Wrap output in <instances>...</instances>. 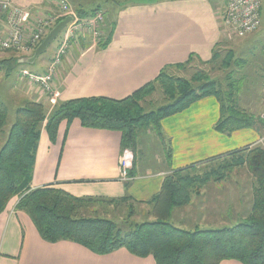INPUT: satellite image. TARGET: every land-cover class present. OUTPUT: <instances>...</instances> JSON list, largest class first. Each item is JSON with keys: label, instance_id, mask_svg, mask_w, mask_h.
Returning a JSON list of instances; mask_svg holds the SVG:
<instances>
[{"label": "crops", "instance_id": "0c3cea01", "mask_svg": "<svg viewBox=\"0 0 264 264\" xmlns=\"http://www.w3.org/2000/svg\"><path fill=\"white\" fill-rule=\"evenodd\" d=\"M60 1L12 0L27 13L25 34L31 31L37 20L58 13ZM63 1L74 12L86 7L88 10L83 12L101 10L98 9L101 7L99 0H92L88 5L83 3L84 0ZM118 8L105 49H97L85 38L71 43L56 72L55 104L47 103L36 89L25 86L21 93L27 100L24 102L40 103L50 111L57 103L78 99L124 100L154 82L161 72H170L187 64L190 59L192 61L188 64L208 62L213 51L220 46L222 32L218 13L209 0H145ZM57 46L58 42L55 50ZM9 54L0 50V62L10 60ZM20 59L13 53V66L18 69L21 68ZM51 60L47 61L45 70ZM217 105L214 98H203L161 120L160 135L158 138L155 136V142L170 153V160L165 156L166 162L158 160L165 168L154 169L153 161L157 157L153 154L148 158L152 165L140 167L132 152L134 160L130 172L133 175L129 176L128 182L119 180V158L123 151L120 132L83 128L79 120L74 119L70 123L60 122L54 141H51L42 128L30 188L51 187L75 198L111 200L127 197L133 203L150 206L148 203L160 192L164 178L174 171L260 140L252 129L235 131L230 135L216 132L214 125L219 119ZM11 125H6L8 130ZM3 133L0 132V149ZM140 137L137 135V152L142 150ZM156 151L163 159L162 149ZM193 199L191 197L181 209L184 210ZM17 202V197L12 198L0 215V264H155L151 257L137 258L125 249L98 256L69 241L46 243L39 237L29 217L16 210ZM205 207L209 213V205ZM200 212L205 214L201 208ZM216 220L219 221V216ZM206 229L218 228L205 225L201 230ZM220 264L240 263L227 260Z\"/></svg>", "mask_w": 264, "mask_h": 264}, {"label": "trees", "instance_id": "16d2710c", "mask_svg": "<svg viewBox=\"0 0 264 264\" xmlns=\"http://www.w3.org/2000/svg\"><path fill=\"white\" fill-rule=\"evenodd\" d=\"M96 11L78 10L75 14L78 18H87ZM112 29L113 26L106 30L103 28V39L98 42L97 49L107 47ZM218 55L219 52L215 50L208 62L200 63L210 64ZM232 60V52H228L224 60L225 68L230 66ZM190 61L192 59L177 69L188 65ZM10 66L13 70L18 69L13 66L12 59L0 62V69L7 76L12 71ZM21 72L18 74L19 79ZM165 74L161 72L154 82L120 101L78 99L57 103L50 111L40 103L29 101L17 108L14 122L0 149V215L8 202L17 197L16 210L29 217L44 242L54 244L69 241L98 256L125 249L137 258L151 257L155 264H220L227 260L240 264H264V148L259 146L233 151L228 154L232 157L227 161L224 159L228 156L226 154L174 171L164 178L160 192L148 203L153 221L132 224L125 229L105 218L86 216L85 209L93 204L116 207L133 203L127 197L111 200L75 198L51 187L31 190L40 131L43 128L49 139L54 141L57 127L62 121L70 123L78 119L83 128L120 132L121 150L130 149L134 153L137 129L152 122L156 134L160 135L161 120L181 112L196 101L213 97L219 104V119L214 125L216 132L230 135L235 131L254 128L256 117L235 108L234 95L241 90L239 82L242 79L236 83L229 82L232 81V75L225 78L227 85L223 93L215 91L216 83H207L199 90V94L192 90V95L188 96L183 90V95L178 96L173 103L149 116H142L135 99H139L153 83L164 79ZM7 114V107L0 98L1 132ZM167 160H170L169 152ZM213 162H219V165L202 175H190L196 172L198 166H209ZM243 167L251 177V205L244 218L226 221L225 226L219 229L195 228L186 231L172 225L170 220L173 211L190 202L197 186H203L211 179L214 182L223 181L232 169ZM132 175L129 172V176Z\"/></svg>", "mask_w": 264, "mask_h": 264}, {"label": "rangeland", "instance_id": "374dc122", "mask_svg": "<svg viewBox=\"0 0 264 264\" xmlns=\"http://www.w3.org/2000/svg\"><path fill=\"white\" fill-rule=\"evenodd\" d=\"M90 1L92 0H84L83 3L88 5L90 4ZM138 1L142 2L145 0H99L98 5L101 7L98 9H101L104 13L102 14L103 23L100 40L103 39L102 36L104 35V30L111 27L116 12L119 10L118 6H124ZM209 1L215 6L221 26L220 18L226 9L225 7L229 0ZM94 7L95 6L92 8ZM85 10H88V8L86 7V9H82L81 11ZM221 32V43L217 49L219 55L214 61L210 64H201L200 62L193 61L184 67L166 72L164 76L165 78L153 83L151 87L142 93L139 99H135V103L137 107L140 108L142 116H149L160 108L173 103V101L178 96H182L184 92H187L188 96L192 95V92H190L192 90L195 94H199V90L207 83H216L215 91L223 93V90L227 85L225 78L227 75H232V81L229 82L236 83L242 79V81L239 82L241 90L234 95L235 108L240 112L251 114L256 117L257 121L252 130L255 131L260 138L259 141L253 144L233 151H244L258 146L264 148V2L261 9V24L256 32L240 39L235 38V36L230 33H226L222 27ZM58 37L59 38L51 43L46 51L41 54L34 63L20 64L19 67L21 68H14L15 70L10 66L12 71L8 76L5 74L4 70L0 69V98L8 110L6 124L3 129L4 133L1 139L3 144L6 138V131H8L6 125H11L13 123L14 112L25 103L24 101H27L21 93L23 91L22 87L25 86V88H27L28 85L24 84L25 81L22 82V80L18 78L19 72L25 71L29 74L36 75L44 74V71H46L45 68L48 64L47 61L53 58V52L56 51L54 46L60 41V36ZM228 52H232L233 60L231 61L230 66L225 68L224 60L228 56ZM9 53L10 59L13 60V52L10 51ZM32 54L33 52L30 54L17 53L14 54V56L16 55V58L20 59L22 57L32 56ZM167 89L170 91H167ZM27 99L29 100V98ZM217 106L219 107V104ZM137 135L141 136L139 138V143L140 146H142V150L138 145L140 150L137 152L136 145L134 153L135 160L139 162L140 167H148L149 165H152L148 158L150 155L154 154L153 157H157L153 161L154 169L163 170L165 167L162 162L158 160L164 161V157L167 156V153L163 149L164 146L160 147L158 143L155 142V136L157 137V134L152 126V122L137 129L136 138ZM161 149L164 155L163 159L160 158L156 151H161ZM233 151L228 152L227 155ZM231 157L232 156L228 155L224 159L227 161L230 160ZM164 162H166V160ZM218 165L219 162H213L212 164L210 163L209 166H198L195 170L196 172L190 173V175H202L204 172L216 168ZM250 183L251 177L246 171V168L243 167L232 169V171L227 174V178L223 181L214 182L211 179L203 186H197L192 192L193 194L191 197L194 199L191 204L184 210L181 209L182 211H175L173 213L174 217L171 221L172 225L182 230L186 229V231H193L195 228L203 229L205 225L219 229L225 226L224 222L226 221H234L244 218L251 205ZM207 204L209 205V213H207L205 207ZM200 208L204 210L206 215L200 212ZM196 210L198 213L194 214ZM150 214V206L136 203H129L127 205L120 204L116 207L112 205L93 204L87 206L85 209L86 216L105 218L112 221L121 229H125L132 224L153 221ZM212 216H216L217 218L219 216V221Z\"/></svg>", "mask_w": 264, "mask_h": 264}, {"label": "built area", "instance_id": "2783aa9c", "mask_svg": "<svg viewBox=\"0 0 264 264\" xmlns=\"http://www.w3.org/2000/svg\"><path fill=\"white\" fill-rule=\"evenodd\" d=\"M263 2L264 0H229L220 18L222 29L237 39L253 34L261 24ZM26 16V11L14 5L12 0H0V50L11 51L14 54H30L55 24L67 17L72 18V22L59 35L60 41L44 74H29L23 71L20 76L28 88L36 89L47 103L54 105L57 99L54 82L57 69L62 65L71 43L78 38L88 39L93 46H97L101 38L102 12L96 11L87 18H78L62 0L58 4V13L37 20L27 35ZM133 160L132 151L124 149L119 158L120 181H129Z\"/></svg>", "mask_w": 264, "mask_h": 264}, {"label": "water", "instance_id": "95a60500", "mask_svg": "<svg viewBox=\"0 0 264 264\" xmlns=\"http://www.w3.org/2000/svg\"><path fill=\"white\" fill-rule=\"evenodd\" d=\"M71 22H72V18L67 17L62 21L58 22L57 24H55V26L51 28V30L47 33V35L44 37L42 42L34 50L32 56L30 58H22L18 60V63L19 64L34 63V61L46 51L48 46L58 38V36L64 31L66 26Z\"/></svg>", "mask_w": 264, "mask_h": 264}, {"label": "bare ground", "instance_id": "6f19581e", "mask_svg": "<svg viewBox=\"0 0 264 264\" xmlns=\"http://www.w3.org/2000/svg\"><path fill=\"white\" fill-rule=\"evenodd\" d=\"M72 10H73V9H72ZM100 11H101V10H100ZM101 12H103V11H101ZM102 14H103V13H102ZM50 30H51V29H50ZM58 38H59V37H58ZM100 41H101V40H100ZM100 41H99V42H100ZM99 44H100V43H99Z\"/></svg>", "mask_w": 264, "mask_h": 264}]
</instances>
